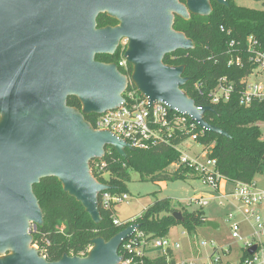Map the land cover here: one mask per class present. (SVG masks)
Returning <instances> with one entry per match:
<instances>
[{
    "label": "water",
    "instance_id": "1",
    "mask_svg": "<svg viewBox=\"0 0 264 264\" xmlns=\"http://www.w3.org/2000/svg\"><path fill=\"white\" fill-rule=\"evenodd\" d=\"M214 1L229 7L227 0ZM212 12L211 0H0V264L121 262L120 248L139 224L109 241L94 239L84 258H43L32 234L44 226L34 186L56 178L94 224L102 223L100 196L112 187L93 176L91 162L103 159L108 147L124 159L134 149L109 131L95 130L86 117L122 106L130 81L151 106L166 104L205 132L228 137L205 121L212 108L199 109L182 91L190 81L185 67L164 64L168 55L195 49L174 30L176 17L189 21ZM100 15L119 24L99 29ZM124 40L130 80L116 63L96 60L114 56ZM70 97L81 110L68 106ZM174 218L184 220L181 212Z\"/></svg>",
    "mask_w": 264,
    "mask_h": 264
},
{
    "label": "trees",
    "instance_id": "2",
    "mask_svg": "<svg viewBox=\"0 0 264 264\" xmlns=\"http://www.w3.org/2000/svg\"><path fill=\"white\" fill-rule=\"evenodd\" d=\"M185 3V0H180ZM262 1V0H259ZM229 7L218 5L211 0L213 12L208 17L192 16L189 21L176 17L174 30L186 35L195 44V49L178 51L166 56L164 64L176 68L185 67L184 77L190 81L182 91L193 99L197 107L212 108L204 115L205 121L228 134V137L205 132L199 144L211 148L210 158L216 160L219 173L232 183L252 184L257 174L264 175V139L258 124H264V103H256L250 108L240 105L241 81L250 71L247 64L248 39L252 37L258 49L264 52V11L240 7L235 0H227ZM117 21L107 15L97 19L99 29L116 27ZM123 54L120 48L114 56H98L101 63H118ZM240 57L243 68L229 66ZM105 59L101 61V59ZM131 72L132 67L130 68ZM121 72L124 73L123 70ZM221 78L235 83V92L227 103L213 104L210 94L215 90ZM198 84L200 90H195ZM68 106L81 110V104L75 97L68 99ZM94 123L95 115L87 116ZM201 133V130H198ZM179 143V141L177 142ZM179 154L168 146L159 145L141 151H126V158L118 155L115 149L108 147L103 160L108 163V179L96 178L100 183L111 186L107 193L127 194L125 186L130 182V173H138L142 179L151 181H173L191 176L186 169L173 174L166 170L178 161ZM96 177V176H95ZM195 178L194 176H192ZM197 179V178H195ZM39 205L44 215V226L32 230L34 247L48 262L60 261L64 255L80 256L92 248L96 238L111 240L129 225L117 227L113 223L115 210H105L100 205L103 221L94 224L83 206L63 190L56 178H47L34 186ZM103 194L100 196V201ZM181 212L183 222H177L174 213ZM141 226L140 231L152 238H167L172 228L183 225L192 233L199 226L206 225L207 218L202 210L189 213L175 209L169 199L157 201L135 220ZM49 242V245L46 242ZM122 253V249L120 250ZM170 264H175L172 253ZM144 264H168L165 257L145 260Z\"/></svg>",
    "mask_w": 264,
    "mask_h": 264
},
{
    "label": "built area",
    "instance_id": "3",
    "mask_svg": "<svg viewBox=\"0 0 264 264\" xmlns=\"http://www.w3.org/2000/svg\"><path fill=\"white\" fill-rule=\"evenodd\" d=\"M126 48L127 41L124 40L123 54L116 64L130 80L131 66L124 59ZM248 56L247 64H249L250 71L241 81L242 91L240 92V105L245 108H250L256 103H264V52L258 49L257 42L252 37L248 39ZM229 66L243 68L244 62L240 57H237L229 63ZM194 89L200 90V86L195 84ZM234 92L235 83L229 81L228 78H221L215 90L210 94V98L213 104L227 103ZM124 99V104L118 109L96 116L94 123L91 122L95 130L111 132L134 150L146 151L159 145L168 146L179 154L178 161L170 167L172 173L186 169L191 176L201 180L213 191L220 192V185L226 179L219 173L216 160L210 158L211 148L202 146L203 150L199 155H190L186 152V150H190L192 144H199L200 137L205 133L204 130L199 128L188 116L172 112L166 104L155 103L151 106L150 101L138 92L131 81L124 94ZM199 129L201 133L198 131ZM178 141L179 143H177ZM107 166L108 163L103 159H95L91 162V173L94 177L96 176L95 178L99 179L100 177L107 180L109 177ZM233 184L232 191L220 192L217 198L221 203L232 200V202L240 204L237 216H241L242 222L250 228L248 234L243 237L241 235L243 225L237 221L236 214L228 215L232 239L242 243L239 264H264V192L258 191L254 183ZM128 200L127 194L113 195L105 192L100 205L105 210H111ZM212 200V197H195L187 205L203 209ZM136 219L131 218L121 222L114 216L113 223L117 227L131 226L136 224ZM46 244L49 245V242L47 241ZM201 246L212 247L213 253L209 264H230L222 261L221 252L223 256H229L232 253V247L227 250L221 249L220 252L213 242H203ZM180 248L181 246L173 243L169 237L154 239L139 229L130 239L123 242L120 248L122 253L119 251L123 259L119 264H144L146 259L153 261L162 257H165L167 263L170 264L171 253L175 264H195V261L177 260L176 252ZM253 248H255V252L250 255L249 251ZM89 251L78 257H86ZM71 257L74 256L71 255Z\"/></svg>",
    "mask_w": 264,
    "mask_h": 264
},
{
    "label": "rangeland",
    "instance_id": "4",
    "mask_svg": "<svg viewBox=\"0 0 264 264\" xmlns=\"http://www.w3.org/2000/svg\"><path fill=\"white\" fill-rule=\"evenodd\" d=\"M240 7L253 10L264 11V0H235ZM105 59H101L104 61ZM107 62V61H104ZM258 126L264 133V124ZM264 139V135L262 137ZM203 150L201 144H192L190 150L186 152L190 155H199ZM211 151V149H210ZM174 164V163H173ZM166 170L168 174H173L170 167ZM131 180L126 183L125 191L129 196V200L115 207V213L121 222L131 218L140 217L151 205L157 201L169 199L175 209L179 211L186 210L189 213L202 210L207 218V222L216 224L219 228L214 230L206 225L199 226L194 232L189 233L183 225H178L171 229L169 239L173 243L181 246L176 252L177 260L195 261V264H209L210 257L213 253L212 247H202L203 242H213L217 248L227 250L232 247V253L229 256H223L222 261L230 264H239L241 258L242 243L232 239L230 223L228 221L229 214L239 213L240 204L232 202L221 203L218 200L220 192L228 193L234 189V184L225 180L220 185V192L213 191L205 185L201 180L192 176H186L180 180L173 181H151L150 178L142 179V177L132 171L130 173ZM254 185L260 192H264V175L257 174L253 180ZM212 197L213 200L201 209L197 206H189L187 203L195 197ZM237 221L243 225L241 235L244 237L250 231V228L244 222L242 217L237 216ZM37 249V247H35Z\"/></svg>",
    "mask_w": 264,
    "mask_h": 264
},
{
    "label": "flooded vegetation",
    "instance_id": "5",
    "mask_svg": "<svg viewBox=\"0 0 264 264\" xmlns=\"http://www.w3.org/2000/svg\"><path fill=\"white\" fill-rule=\"evenodd\" d=\"M118 23V22H117ZM119 24V23H118ZM123 42L124 41H121V43H120V46H119V48H118V50L121 48L122 49V44H123Z\"/></svg>",
    "mask_w": 264,
    "mask_h": 264
},
{
    "label": "crops",
    "instance_id": "6",
    "mask_svg": "<svg viewBox=\"0 0 264 264\" xmlns=\"http://www.w3.org/2000/svg\"><path fill=\"white\" fill-rule=\"evenodd\" d=\"M177 258V257H176Z\"/></svg>",
    "mask_w": 264,
    "mask_h": 264
}]
</instances>
